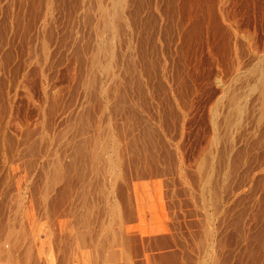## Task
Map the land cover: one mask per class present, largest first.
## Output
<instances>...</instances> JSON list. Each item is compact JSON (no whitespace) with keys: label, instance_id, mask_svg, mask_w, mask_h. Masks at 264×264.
<instances>
[{"label":"rangeland","instance_id":"rangeland-1","mask_svg":"<svg viewBox=\"0 0 264 264\" xmlns=\"http://www.w3.org/2000/svg\"><path fill=\"white\" fill-rule=\"evenodd\" d=\"M114 1L0 0V264H264V0Z\"/></svg>","mask_w":264,"mask_h":264},{"label":"bare ground","instance_id":"bare-ground-1","mask_svg":"<svg viewBox=\"0 0 264 264\" xmlns=\"http://www.w3.org/2000/svg\"><path fill=\"white\" fill-rule=\"evenodd\" d=\"M114 2H115V4H117L116 6H119V3H121L120 0H115ZM116 6H115V7H116ZM117 10H118V9H117ZM103 15H105V16H103ZM103 15H102V16L105 17V18H103V19L108 20L107 18H109V17H107L106 13H104ZM106 17H107V18H106ZM118 18H119V16H118ZM103 19H102V20H103ZM109 20H110V19H109ZM109 22H111V21H109ZM106 27H107V23H106ZM106 27H105V28H106ZM111 27H112V26H111ZM108 28H109V25H108ZM109 30H110V28H109ZM112 30H113V29H112ZM102 48H103V47H102ZM106 48H107V47H106ZM106 48H105V49H106ZM107 49H108V48H107ZM101 50H102V49H101ZM108 50H110V49H108ZM108 50H107V51H108ZM102 51H105V50L103 49ZM105 52H106V51H105ZM110 53H111V52H110ZM97 56H99V55H97ZM97 56H95V57H97ZM94 60H95V59H94ZM98 61H99V60H98ZM94 62H95V61H94ZM96 62H97V61H96ZM135 63H136V62H135ZM95 65L99 66L98 63L95 64ZM93 66H94V65H93ZM100 67H101V66H100ZM110 67H111L110 65H107V67H104V70H105L106 73L110 71V69H111ZM97 68L99 69V67H97ZM100 69L102 70L103 68L101 67ZM255 69H256V68H255ZM104 70H103V71H104ZM257 70H258V69H257ZM259 70H260V69H259ZM260 71H261V70H260ZM258 75H259V74H258ZM256 77H257V76H256ZM263 77H264V76H263ZM259 79H260V78H259ZM263 80H264V79H263ZM89 81H90V80H89ZM257 82H258V81H257ZM253 88H254V87H253ZM263 95H264V94H263ZM122 103H123V102H122ZM234 105H235V104H234ZM236 107H237V106H236ZM237 108H238V107H237ZM235 110H236V109H235ZM122 127H123V126H122ZM151 132H152V131H151ZM120 134H121V133H120ZM156 134H157V133H156ZM108 139H109V138H108ZM151 142H152V141H151ZM148 144H149V143H148ZM150 145H151V144H150ZM74 148H75V147H74ZM148 149H149V148H148ZM114 151H115V150H114ZM93 153H94V152H93ZM82 154H83V153H82ZM114 154H115V153H114ZM98 156H99V155H98ZM89 159H90V158H89ZM94 160H95V156H94ZM54 162H55V161H54ZM207 162H208V161H207ZM104 163H105V162H104ZM69 164H70V163H69ZM73 164H74V163H73ZM217 164H218V163H217ZM56 165H57V164H56ZM69 166H70V165H69ZM123 166H124V165H123ZM112 169H113V168H112ZM209 172H210V171H209ZM140 178H141V177H140ZM203 179H204V178H203ZM221 180H222V179H221ZM50 181H51V180H50ZM91 182H92V181H91ZM206 182H207V181H206ZM219 186H220V185H219ZM213 190H214V189H213ZM215 190H216V189H215ZM104 198H105V197H104ZM88 208H90V207H88ZM17 210H18V209H17ZM88 211H89V210H88ZM90 211H91V210H90ZM88 214H89V212H88ZM83 215H84V214H83ZM86 216H87V215H86ZM81 217H82V216H81ZM78 220H79V219H78ZM86 220H88V219H86ZM82 221H83V220H82ZM87 223H88V221H87ZM82 224H83V223H82ZM84 225L86 226L87 224H85V222H84ZM84 225H83V226H84ZM91 226H92V225H91ZM85 228H86V227H85ZM82 231H83V230H82ZM86 231H87V230H86ZM78 232H79V231H78ZM82 233H83V232H82ZM79 234H81V233H79ZM79 234H78V235H79ZM85 234H87V233H84V236H85ZM103 234H104V233H103ZM97 237H98V236H97ZM79 239H80V237H79ZM81 239H82V238H81ZM81 239H80V240H81ZM83 240H84V238H83ZM79 242H80V241H79ZM104 243H106V242H104ZM82 244H83V243H82ZM112 253H113V252H112ZM110 256H111V255H110ZM13 259H14V258H13ZM85 260H86V259H85ZM107 260H108V259H107ZM107 262H108V261H107ZM110 264H111V261H110Z\"/></svg>","mask_w":264,"mask_h":264}]
</instances>
